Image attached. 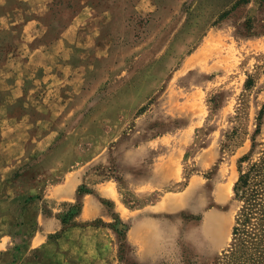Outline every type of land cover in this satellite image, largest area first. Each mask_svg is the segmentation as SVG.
Listing matches in <instances>:
<instances>
[{
    "label": "rangeland",
    "instance_id": "obj_1",
    "mask_svg": "<svg viewBox=\"0 0 264 264\" xmlns=\"http://www.w3.org/2000/svg\"><path fill=\"white\" fill-rule=\"evenodd\" d=\"M23 3L24 17L39 23L23 38L16 25L0 39L38 35L30 43L63 46L45 49L53 77L21 66L22 79L4 78L23 93L10 115L44 141L27 148V191L11 185L7 195L18 200L0 210L16 218L1 228L11 244L0 264L21 260L33 213L53 204L47 186L75 178L76 200L61 208L65 228L78 197L100 185L112 195L86 223L104 232L105 261L85 251L83 264H264V0ZM23 50L11 52L30 55ZM241 174L254 202L234 235L246 205L234 191Z\"/></svg>",
    "mask_w": 264,
    "mask_h": 264
},
{
    "label": "crops",
    "instance_id": "obj_2",
    "mask_svg": "<svg viewBox=\"0 0 264 264\" xmlns=\"http://www.w3.org/2000/svg\"><path fill=\"white\" fill-rule=\"evenodd\" d=\"M2 1L5 3L11 0ZM27 1L36 0H16L14 2L17 3L12 8L9 6L5 7L3 3V5H0V8L3 9V12L0 14V35L17 32L15 30L16 25L20 27L19 32L22 38L24 37L23 32L26 33L27 28L31 32L32 22L36 23L38 21L35 20V17H24L22 5L25 4L23 2ZM13 17L20 18V21H14ZM38 23L34 26H37ZM70 32H73V29L68 28L60 35L64 38ZM42 35L41 33L40 36ZM37 37L38 35H33L27 41L28 43L24 39L20 41L21 38L17 42H10L8 39L6 41V38L0 39V193L5 197L0 206V210L2 211L10 210L15 200H18L12 199V197H8L7 195L11 191V185L14 183H18V187H22V184L24 185V188L19 190L16 195L27 191L25 188L26 182L24 181L27 172L23 167L34 156L30 155V153L28 154L27 148L28 146L41 145L44 141L37 135L26 137L27 134L24 130L28 129L27 119L24 117L19 119L10 115L13 108L12 103L17 102L23 93L16 85H14V89H11L12 86L6 87L4 85V78L10 76L15 78L18 75L20 79L23 78V73H16L21 66H30V69H34V71L40 70L43 74H47L48 78L53 77V70L50 69V65L52 64L49 60L50 55L48 52H45V49L51 46L61 48L63 46L60 43L61 39L52 44L40 43L38 45L34 44V46L30 42L34 41ZM26 48L31 51L28 53L30 54L29 56L21 57L22 53L11 52V50L23 52V49ZM48 73L51 74L49 75ZM17 172L18 175L14 176L15 178L12 180L11 177ZM78 179L75 178L70 183L62 182L55 186H47L44 198L52 200L53 204L47 207L48 209L45 211H35L33 213V221L31 220L32 218L27 216L28 214L25 215V210L22 211V214L19 213L18 217L20 220H23L26 225L28 221H32L33 223L31 224H34V227L30 236L22 242L23 245L19 253L21 260L18 264H83V262H79L78 260L80 259L79 256L84 254L85 251H87L88 257L90 256L96 261L99 260L100 262L103 259L105 261V255L101 253L106 248V236L104 232L101 228H92L86 224L102 217L103 208L99 198L104 196L112 197L111 193H106L103 190V185L93 188L92 194L84 193L78 197L81 206L78 214L72 219L74 224L65 228L61 221V208L69 205L72 206L71 204H74L76 200V187L80 182ZM12 219H16L14 213L0 214V254L3 253V255L10 248L11 240L1 228L12 224ZM33 253H37L39 258L36 260L29 258ZM76 253L79 254L76 255L77 263L75 262V258L73 259V254ZM84 264H90V262H84Z\"/></svg>",
    "mask_w": 264,
    "mask_h": 264
},
{
    "label": "trees",
    "instance_id": "obj_3",
    "mask_svg": "<svg viewBox=\"0 0 264 264\" xmlns=\"http://www.w3.org/2000/svg\"><path fill=\"white\" fill-rule=\"evenodd\" d=\"M247 1L248 0H243V2H247ZM247 178H248L247 174H241L234 187L235 197L240 200L244 199V201H246V205L242 208V210L237 216L236 226L233 228L234 235L241 232V229L238 227V224L246 225V223L249 222V216L251 213V205H253L252 202H254V194H251V193L247 194V188L249 186ZM260 206H261L260 212L264 215V204ZM72 214H70V217L72 216ZM64 220L66 219L63 218V221H62L63 223L65 222Z\"/></svg>",
    "mask_w": 264,
    "mask_h": 264
}]
</instances>
